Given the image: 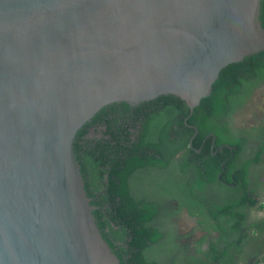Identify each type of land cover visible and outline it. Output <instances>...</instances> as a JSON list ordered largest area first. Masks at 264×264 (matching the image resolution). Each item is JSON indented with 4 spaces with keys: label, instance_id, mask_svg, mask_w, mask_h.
I'll return each mask as SVG.
<instances>
[{
    "label": "water",
    "instance_id": "95a60500",
    "mask_svg": "<svg viewBox=\"0 0 264 264\" xmlns=\"http://www.w3.org/2000/svg\"><path fill=\"white\" fill-rule=\"evenodd\" d=\"M260 0H0V264H120L74 153L103 108L190 112L264 51Z\"/></svg>",
    "mask_w": 264,
    "mask_h": 264
},
{
    "label": "flooded vegetation",
    "instance_id": "af4514ba",
    "mask_svg": "<svg viewBox=\"0 0 264 264\" xmlns=\"http://www.w3.org/2000/svg\"><path fill=\"white\" fill-rule=\"evenodd\" d=\"M249 70L237 77V89L224 106L215 107L213 115L207 116L199 103L196 124L189 123L196 107L182 119L181 127L180 121L172 119L168 129L174 135L156 156L166 166L141 170L134 178L135 187L145 188L151 182L177 193L184 189L187 198L181 201L186 200V208L177 201L157 200V215L146 224L163 234L165 248L178 250L182 264H264V69ZM156 121L150 130H160L169 122L167 118ZM121 125L119 118L113 121V128ZM132 125L129 130L136 141L148 126ZM190 130L187 147L179 148ZM86 181L95 188L106 186L108 177L104 173L96 180L90 174ZM185 226L192 232H185ZM110 227L113 232L104 231L113 237L123 230L119 225Z\"/></svg>",
    "mask_w": 264,
    "mask_h": 264
},
{
    "label": "trees",
    "instance_id": "16d2710c",
    "mask_svg": "<svg viewBox=\"0 0 264 264\" xmlns=\"http://www.w3.org/2000/svg\"><path fill=\"white\" fill-rule=\"evenodd\" d=\"M259 20L264 29V0H260ZM249 62L252 64L248 65ZM248 68L251 73H257L259 68L264 69V51L221 70L212 85L211 94L200 101L201 109H207V116L215 113L216 106L222 107L227 103L237 89L239 81L237 77L247 72ZM208 103L209 105L204 108L203 106ZM198 109L199 107L194 109L189 123L196 124L194 120ZM118 112L121 114L118 115ZM188 112L186 103L173 95L160 96L136 108H131L126 103L113 104L101 109L76 134L73 148L84 190L91 200L90 204L95 208L93 216L96 225L120 264H182L178 250L168 246L166 249L162 243L163 234L156 229L146 228V224L153 221L157 215V200L177 201L181 207L186 208L187 205L184 204L186 200L181 201L182 197L187 198L182 194L185 192L184 189L180 188L177 193L166 185L151 182L148 186H144L145 188L135 187L134 178L141 170L150 171L166 166L156 159V156L163 148L165 150V141L172 139L174 135V132L168 129L169 125H173L172 119L180 121L176 124L181 127L182 119L188 116ZM118 118L121 120L122 128L115 129L113 121ZM166 118L169 122L163 123L162 129H149L157 119ZM135 122L145 123L148 127L140 131L136 141H133L132 136H135V133L130 132L129 129L134 127L132 124ZM196 126L201 130L200 125ZM93 127L103 128L101 138L86 140L88 128ZM192 133L193 131L190 130L186 134L179 148L187 147ZM104 173L108 177L106 186L91 188L88 185L86 178L90 174L95 175L96 180H100ZM189 213L193 215L192 211ZM111 224L121 226L122 232L117 235L114 232L112 234H115L114 237L106 234L105 229L113 232Z\"/></svg>",
    "mask_w": 264,
    "mask_h": 264
},
{
    "label": "rangeland",
    "instance_id": "374dc122",
    "mask_svg": "<svg viewBox=\"0 0 264 264\" xmlns=\"http://www.w3.org/2000/svg\"><path fill=\"white\" fill-rule=\"evenodd\" d=\"M247 118H251V117L248 116ZM102 129H103L102 127H93V128H90L89 131L86 134V140H98V139H100L101 138V130ZM182 223L183 224H186L187 221H184L183 220ZM183 230L184 231L186 230L185 232H192L191 227H187V226H185L183 228Z\"/></svg>",
    "mask_w": 264,
    "mask_h": 264
}]
</instances>
